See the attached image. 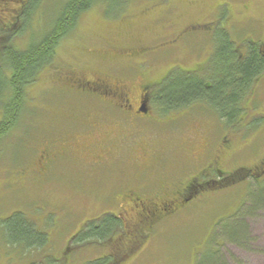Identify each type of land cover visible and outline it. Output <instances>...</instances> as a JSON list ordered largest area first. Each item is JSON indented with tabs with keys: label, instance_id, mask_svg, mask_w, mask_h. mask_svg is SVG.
<instances>
[{
	"label": "rangeland",
	"instance_id": "1",
	"mask_svg": "<svg viewBox=\"0 0 264 264\" xmlns=\"http://www.w3.org/2000/svg\"><path fill=\"white\" fill-rule=\"evenodd\" d=\"M62 1L42 0L32 20L28 17L30 23L24 21L13 29L11 17L19 4L0 0V47L10 42L24 48L33 36H41ZM107 6L106 2L84 14L77 29L61 42L53 63L28 87V107L20 125L0 142V264H94L105 256H117L115 264H200L203 256L206 264L218 258L224 264H264V206L247 219L248 243L240 247L223 240L224 234L234 232L240 240L243 228H231L230 221L255 188L254 180L201 192L185 208H169L150 230L139 221L141 217L126 216L125 222L134 221L144 238L132 253L126 247L132 238L128 229L123 240L119 233L102 245H78L75 237L87 221L105 213L121 214V208L102 207L111 204L119 184L140 178L133 174L147 176L146 181L160 178L181 184L217 157L224 170L231 153H235L232 167L252 169L264 158V76L252 98L261 105L260 114L243 141L237 128L229 129L228 148L222 111L213 102H206L210 112L199 102L201 107L188 110L186 118L173 116L158 125L103 110L108 116L101 127L84 133L79 115L108 106L92 95L80 96L79 89L72 96L64 91L65 84L76 88V77L109 76L131 90L135 103L141 81L128 77L133 59L126 51L149 46L148 56L135 58L137 63H147L149 83L160 82L175 68L187 74L205 63L213 47L219 48L221 24L213 34L206 33L203 25L226 16L232 21L227 33L240 50L246 45L262 46L264 0H133L120 14L107 12ZM2 55L0 50V66ZM158 141L162 143L156 145L163 157L160 165L143 169V158L149 156L143 148ZM96 143L104 148L112 145L109 155L96 154ZM67 145L77 151L73 156L65 151ZM46 152L54 158L49 173L43 159ZM11 218L15 221L4 223ZM38 230L47 241L31 249L28 243L36 238L24 234Z\"/></svg>",
	"mask_w": 264,
	"mask_h": 264
},
{
	"label": "trees",
	"instance_id": "2",
	"mask_svg": "<svg viewBox=\"0 0 264 264\" xmlns=\"http://www.w3.org/2000/svg\"><path fill=\"white\" fill-rule=\"evenodd\" d=\"M41 1L42 0H12V2L19 4L20 7L11 17L12 22L10 24L13 26V29L16 25L24 21L28 20L30 23V19L32 20L33 14L38 9V5ZM132 1L133 0H63L61 5L55 8L54 13L56 12V15H53L50 22H47V30H45L41 36H33L28 45L24 48H19L10 42L0 47L3 53V63L0 66V142L7 138L10 133L20 125L25 110L28 107V87L37 80L39 72L44 69V67L53 63L58 46L66 37L77 29L81 17L98 5L105 6L106 2L108 4L107 12L113 10L120 14ZM165 8H167V5ZM165 13H167V11L161 14L163 15ZM29 16L30 19L28 18ZM7 29L11 31V27L7 26ZM217 44L219 45L220 51L217 57L218 68L216 69V74L214 75L211 86L208 85L207 80L197 78L193 74H182L178 72L177 69L168 73L160 82L149 83V81H147L146 93H159V98H155L153 102L154 108L162 111L159 116L160 121L165 118L173 117L170 116V112L180 106L185 109L192 103L213 102L221 109L223 112L222 117H226L229 125L235 124L237 116H234L233 112L227 114L225 112L231 110L235 111L237 109L240 95L244 92H249L258 77L263 76L264 64L262 65L261 61H259L256 53L252 54L248 61L242 64L240 68V77L242 79L239 80V74H236L235 71L232 70L230 63L233 55L231 47L235 44V40H233L229 34L221 33V35L217 37ZM146 46L147 45H141L138 50L144 51ZM148 48L149 46H147V50H149ZM120 52L123 53L122 50ZM148 55L149 54H147V56ZM142 67V69H137L147 73V67L143 65ZM105 82H99L93 86V88H96V91L79 90L77 92L80 96L85 97L92 95L100 100L103 99L102 95L105 93H119L120 95H113L114 97H111V104L119 103L118 99L121 94L131 92L122 81H118L120 83L118 89H112V86H109L112 84V81ZM65 85L64 91L69 92L71 96L76 93L74 90H77V88L70 89V84ZM117 107L120 108L119 106ZM70 122L76 123V120H71ZM159 144L162 143L158 141L156 145L159 146ZM203 173V169H201L200 171H196L192 176L203 178ZM247 197L248 199L246 201L244 200L245 203H243L241 210H239L230 221L232 222L230 224L231 228L238 225L243 228L240 234V240L236 232L231 235L224 234L225 238L223 239L230 243L240 244V247H243L242 243L249 242L247 219L255 212L261 210L264 206V186L262 188L255 186L253 190L250 189ZM167 212L168 211L163 212L162 216H166ZM159 217L161 218V215H157L156 219L150 217L149 223H146V225L150 227L149 230L154 228ZM11 221L14 222L15 219L11 218V220L4 221V223L7 222L6 224H8ZM119 233H122V240L125 239L128 235L127 223L121 216L105 213L96 219L87 221L78 232L75 240L80 246L90 243L102 245L108 242L109 239H113ZM24 235H27L25 238H28V235H30L33 239L35 236L36 240L28 243L31 249H36L47 241V236L39 230L36 233L34 231L25 232ZM142 241L144 242V238L141 237V241L138 244L133 243L129 245L130 242H128V246L126 247L130 248L129 252H133L135 248L142 246ZM116 257L117 256H105L94 264H115L113 262L118 260ZM206 258L207 256L201 257L200 264H206ZM214 264L224 263L218 258Z\"/></svg>",
	"mask_w": 264,
	"mask_h": 264
},
{
	"label": "flooded vegetation",
	"instance_id": "3",
	"mask_svg": "<svg viewBox=\"0 0 264 264\" xmlns=\"http://www.w3.org/2000/svg\"><path fill=\"white\" fill-rule=\"evenodd\" d=\"M220 8V7H219ZM229 13V11H228ZM228 15V14H227ZM231 19H229L227 16L225 18H219L217 21L215 20L210 23H206L203 25V28L205 29L206 33L210 32L212 33V30H214L215 27H218L219 24L223 28H221L222 33H227L228 23H230ZM232 22V21H231ZM226 25V27L224 26ZM212 25L211 27H209ZM233 25V24H232ZM201 27V26H200ZM225 28V29H224ZM192 29V28H191ZM197 29V28H196ZM188 30V29H187ZM218 30V29H216ZM182 32V31H181ZM183 33V32H182ZM213 34V33H212ZM246 48L244 50H240L239 46L232 45L231 52H232V59H231V68L233 71H235L236 74H239V80L242 79L240 77V68L243 63H246L248 59L252 56V54L256 53L257 58L259 61H261L262 65L264 64V45L259 46H251L246 45ZM149 49V48H148ZM219 48L217 51H214V47L211 50V53L208 55L209 57L203 63L202 65H199V68L188 72L187 74H193L197 78L205 79L208 81V85L211 86L214 75L216 74V69L218 68L217 65V57L219 55ZM149 50L144 48V51L140 50H133L130 49L125 52L126 56L132 57V61L130 63H133L129 66V70L132 74H129L128 77H137L141 83H139L138 88L140 89L138 95L136 94L137 101L135 103H132V93L128 92L126 94H121L119 100V103L111 104L110 100L111 97L120 95L119 93L115 92H108L105 93L103 96V99H101V102L108 106V108H101V109H95L98 113H83L79 115L80 121H81V130L89 131V129H96L100 128V122L104 120L105 117L108 115H105L103 113V110H109L117 112L121 111L126 117H130V119L135 120H142V121H148L151 122L154 125H158V123L162 124V121L159 120V116L161 115V110H156L154 108V102L153 100L155 98H159V93H146V83L148 81L147 79V73L143 71H139L138 69H142V65L146 66L147 63H137L135 62V58H141L144 56H147L149 54ZM214 53H217L214 56ZM141 66V67H140ZM138 68V69H137ZM178 70V72L183 73L180 71V68H175ZM186 74V73H185ZM264 76V71H263ZM262 76V77H263ZM204 77V78H203ZM262 77H258V79L253 83V87L250 88L249 92L242 93L239 97L238 101V107L235 111H227L225 112L230 113L233 112L234 116H237L235 119V124L229 125L226 117H222L221 113V120L225 121V135H227L225 147L228 148V146L231 145L230 140L231 136L228 135L229 129L237 128L240 133L243 135L241 136L242 141L245 140V133L247 132V129L249 128L252 120L255 118V116L260 114L261 105L259 103H255L252 99L255 94V88L257 84L260 82ZM77 80H74L76 82V88L82 91H96V88H93L96 84L99 82H109L112 81V84L109 86H112V89H118V86L120 85L119 82L121 80H114L112 77L109 76L106 78L104 77H94L92 80L87 78H78ZM72 79L71 82L75 83ZM114 81V82H113ZM119 81V82H118ZM105 82V83H106ZM248 97H251L248 99ZM248 99V101H247ZM203 105L207 112L211 111V106L204 102ZM202 103H192L189 107L184 109V107H178L176 109H173L170 112V116H174V118H181L184 119L187 116V111L191 109L196 108L198 105H201ZM119 106L120 108H118ZM112 107V108H110ZM201 107V106H198ZM225 115V114H224ZM164 116V115H163ZM131 120H129L130 122ZM218 127V126H217ZM96 131V130H95ZM232 131V130H231ZM87 133V132H86ZM84 135V134H82ZM98 135V134H97ZM85 136V135H84ZM133 136V134H132ZM111 137V136H110ZM68 138V137H67ZM106 138V136H105ZM69 140L65 141L67 144ZM146 148H143L144 151L147 152L149 156H146L145 159L143 158L144 162L142 163L143 169L145 168L148 170V166L155 164V167L159 166L160 163H158L160 160L162 161V155L160 153V150L157 149L156 144L152 145L150 143H147ZM95 148V153H99V155L103 156L105 158L106 155H109V153L112 150V145L107 147H102V144H97ZM100 147V148H99ZM66 152H71L70 156H73L72 154L77 152L73 149H71L68 145L66 146ZM52 154V153H51ZM235 153H231L227 159L228 162L224 163L225 167H227L226 170L222 169L223 166H220L218 164V161L220 160V157H217L215 160L211 161L210 163L206 164V168L203 169V178L199 177L196 178L193 177L190 181L185 182L182 181L180 184L179 182L174 181H151L147 180L146 177L143 176V174H133V178L140 177L136 180H129L127 178L125 180V183L119 184V187L116 190V194L113 195V198H111L109 205L105 204V201L103 202L105 205L102 208H121V214L116 216H121L124 218V221L126 220V216H130V219L135 220L141 217V220L144 224L149 223L150 217L153 219L157 217V215H162L163 212H166L169 210V208H185L191 201L201 192L206 191L210 188L216 187V186H228L231 184L239 183L240 181L243 182H251L250 180H254L253 184L254 186H257L258 188H262L264 186V158L252 169H246L244 167L237 166L235 167L230 165V161L233 159ZM44 164L47 165V172L49 173L50 167L54 164V158L51 156L48 152H46L45 157L43 156ZM107 160L109 158H106ZM219 159V160H218ZM158 163V164H157ZM203 164V163H202ZM204 165V164H203ZM148 167V168H147ZM154 167V168H155ZM51 171V170H50ZM128 176V175H127ZM200 176V175H199ZM151 179V178H150ZM115 192V191H114ZM113 214V213H112ZM134 218V219H133ZM127 221V220H126ZM129 225V226H128ZM133 222L127 223V229L129 230V235L132 237L130 240L129 245H132L133 243L138 244L141 241V232L138 230V227Z\"/></svg>",
	"mask_w": 264,
	"mask_h": 264
}]
</instances>
